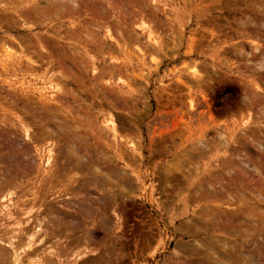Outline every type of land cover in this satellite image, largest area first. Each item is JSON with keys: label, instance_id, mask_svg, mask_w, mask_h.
<instances>
[{"label": "rangeland", "instance_id": "374dc122", "mask_svg": "<svg viewBox=\"0 0 264 264\" xmlns=\"http://www.w3.org/2000/svg\"><path fill=\"white\" fill-rule=\"evenodd\" d=\"M67 1L77 11L68 8ZM108 1L61 0L64 5L54 6L51 0H0V125L20 130L22 122L36 139L40 133L36 145L44 151L39 157L43 161L39 162L32 143L26 149L21 138L12 143L0 140V194L14 189L13 196L0 202V206L12 199L11 208L15 211L12 219L0 216V235L6 237L1 238L7 241L18 236L12 231L25 227V209L34 207L32 190L37 198H54L56 203L61 198L68 200L62 208L57 205L62 210L58 217L41 216L47 217L43 220V236L36 239L37 251L22 253L23 261L17 264L36 263L38 258L41 261L37 264H45V259L46 264H196L197 256L188 257L192 245L202 244L203 249L198 247L201 258L206 253L212 256L210 248L222 254L215 238L235 242L221 230H201L195 239L175 231L180 229V216L185 212L196 219L200 214L220 217L219 212L227 211L219 208L214 198L200 199L196 195L199 185L219 177L227 182L225 173L231 169L232 177L260 187L264 194V0H116L122 3L120 7L115 0ZM37 7L43 12L42 18L36 17L38 12L31 13ZM57 7L64 10L59 11L61 15ZM48 12L50 18H45ZM7 49L12 59L7 57ZM194 71L198 73L195 76ZM50 86L60 90L51 91ZM110 119L118 127L115 132L105 125ZM63 123L69 126L66 131ZM75 125L78 129H74ZM57 126L65 128L63 133ZM74 132L80 133V140L86 136L84 148L76 135L77 141L73 139ZM52 148L59 158L57 165L52 166L54 170L45 163ZM22 152L32 167L27 174L15 168L14 158ZM69 152L76 154L72 155L73 164L60 173L58 164L65 162L64 156ZM194 154L200 157L194 160ZM245 157L250 160L249 165L245 164ZM192 160L197 165H191ZM193 166L199 171H193ZM96 167L98 176L94 174ZM126 174L132 180V188L124 182ZM247 195L243 202L256 212V237L261 234L264 238V199ZM112 206L116 213H112ZM0 211L4 214V207ZM243 221L244 229L251 228L249 220ZM22 235L15 240L20 252L26 251ZM178 240L190 242L184 246L189 250L183 246L186 252L178 250ZM2 249L5 252L0 253V264H6L11 251L0 242V252ZM71 252L76 256L72 257ZM82 253L85 258H80ZM216 256L209 261L219 264L222 258ZM50 259H54L53 263Z\"/></svg>", "mask_w": 264, "mask_h": 264}, {"label": "bare ground", "instance_id": "6f19581e", "mask_svg": "<svg viewBox=\"0 0 264 264\" xmlns=\"http://www.w3.org/2000/svg\"><path fill=\"white\" fill-rule=\"evenodd\" d=\"M12 1H16V0H12ZM28 1V0H27ZM32 0H30V2H31ZM35 1H37V0H34V2ZM46 1V0H45ZM50 1V0H49ZM72 1H74V0H72ZM106 1H108V0H106ZM111 1V0H110ZM110 1H108V2H110ZM123 1V0H122ZM4 2V1H3ZM17 2H19V1H17ZM48 2V1H47ZM51 2L53 3V5L54 6H59V5H64V4H62L61 3V0H51ZM68 2V1H67ZM105 2V1H104ZM115 2H116V0H115ZM120 2V1H119ZM119 2H116L117 4L119 3ZM9 3V2H8ZM24 3V2H23ZM48 3H50V2H48ZM47 3V7H50L49 6V4ZM61 3V4H60ZM64 3V2H63ZM70 2H68V4H69ZM106 3V2H105ZM112 3V2H111ZM20 5H21V3H19ZM26 4H28L27 2H26ZM31 4V3H30ZM41 4V3H40ZM39 4V5H40ZM51 4V3H50ZM71 4V3H70ZM69 4V5H70ZM115 4V3H114ZM116 4V6L117 7H120V5L122 4V3H120V4H118L117 5ZM19 5V6H20ZM37 5V4H36ZM52 5V4H51ZM67 5L68 6V8L70 7V8H72V10L74 11H77L76 9L77 8H75V7H72V5ZM31 5H29V7H30ZM42 6V8H43V5H41ZM40 6V7H41ZM46 6H44L45 8H46ZM66 6V7H67ZM39 7V6H38ZM37 7V9H34L33 10V8H31L32 10H33V12H31V9H30V11L29 12H31L32 13V15L34 14V13H37V14H39V15H37L36 14V17L38 18L39 16H40V18H42V16L40 15L41 13H43L42 11H39L40 9ZM62 8L64 7V6H61ZM114 7V6H113ZM25 8V7H24ZM58 8L59 7H57L56 9H57V11H56V9H55V11L58 13V15H61V12H59V11H64L62 8H60L59 10H58ZM75 8V9H74ZM122 8V7H121ZM27 9L28 8H26V11H27ZM39 9V10H38ZM44 9V8H43ZM50 9V8H49ZM49 9H46L47 11L49 10ZM51 9H52V6H51ZM50 9V10H51ZM53 9H54V7H53ZM18 10V9H17ZM25 10V9H24ZM23 10V11H24ZM29 10V9H28ZM38 10V11H37ZM42 10V9H41ZM49 10V11H50ZM113 10V9H112ZM117 10H120L119 8H117ZM122 10V9H121ZM10 11V10H9ZM22 11V12H23ZM55 11H53L54 13H55ZM125 11V10H124ZM6 12V11H5ZM14 12H15V10H14ZM20 12V11H19ZM41 12V13H40ZM46 12V11H45ZM45 12H44V14H45ZM107 12V11H106ZM117 12V11H116ZM25 13V12H24ZM28 13V12H27ZM54 13H52V14H54ZM57 13L56 14H54V15H56L57 16ZM60 13V14H59ZM93 13V12H92ZM120 13V12H119ZM5 14V13H4ZM15 14V13H14ZM18 14H20V13H18ZM43 14V15H44ZM49 14H50V12H48V14L47 15H45V16H47V17H45V18H50V17H48L49 16ZM97 14V13H96ZM118 14V13H117ZM121 14H123V10H122V12H121ZM120 14V15H121ZM28 15V14H27ZM51 15V14H50ZM66 15V14H65ZM99 15V14H98ZM125 15V14H124ZM100 16H101V14H100ZM18 17V16H17ZM35 17V18H36ZM52 17H55V16H53L52 15ZM114 17V16H113ZM112 17V18H113ZM12 18V17H11ZM44 18V17H43ZM83 18V17H82ZM1 20V19H0ZM12 20V19H11ZM24 20V19H23ZM34 20V19H33ZM46 20V19H45ZM14 21V20H13ZM36 21V20H35ZM84 21H86V20H84ZM15 22H16V20H15ZM144 22V21H143ZM37 23V22H36ZM121 23V22H120ZM38 25V24H37ZM91 25V24H90ZM104 25V24H103ZM143 25V24H142ZM13 26H14V24H13ZM12 26V27H13ZM92 26H93V24H92ZM98 26V25H97ZM15 27V26H14ZM104 27V26H103ZM146 29V28H145ZM105 30V29H104ZM58 31V30H57ZM56 31V32H57ZM69 31V30H68ZM72 31V30H71ZM107 33V32H106ZM151 33V32H150ZM74 34V33H73ZM39 35V34H38ZM148 35V34H147ZM153 35V34H152ZM62 37H63V35H61ZM89 36V35H88ZM92 36V35H91ZM72 37V36H71ZM85 37H87V35L85 36ZM152 37V36H151ZM88 38V37H87ZM112 38V37H111ZM40 39V38H39ZM50 40V39H49ZM150 40V39H149ZM156 40V39H155ZM54 42V41H53ZM154 42H156V41H154ZM16 44V43H15ZM40 44H42V43H40ZM55 44V43H54ZM57 44V43H56ZM14 45V44H13ZM21 45V44H20ZM20 45H18V46H20ZM46 46V45H45ZM54 46V45H53ZM12 47V46H11ZM22 47V46H21ZM20 47V48H21ZM41 47V46H40ZM55 47V46H54ZM125 47V46H124ZM80 49V48H79ZM48 51H50V50H47V53H48ZM72 51V50H71ZM8 54H7V57H9L10 59H12L13 58V55H12V53H10V51L7 49V51H6ZM41 52V51H40ZM46 52V51H45ZM51 52V51H50ZM42 53V52H41ZM74 53V52H73ZM42 54H44V51H43V53ZM76 54V53H75ZM16 56V55H15ZM45 56V55H44ZM49 56V55H48ZM16 58V57H15ZM27 59H29V58H27ZM57 59V58H56ZM32 62V61H31ZM30 62V63H31ZM261 62H263V59H262V61ZM26 63V62H25ZM84 63V62H83ZM21 64V63H20ZM28 64H29V62H28ZM50 64V63H49ZM261 64H263V63H260V65ZM7 66V65H6ZM83 66V65H82ZM85 66V65H84ZM262 66V65H261ZM27 67H30V65L29 66H27ZM66 67V66H65ZM84 68V67H83ZM196 67L194 66V69H195ZM258 68V67H257ZM37 69V68H36ZM34 70V69H33ZM196 70V69H195ZM35 72V71H34ZM197 73V72H196ZM195 71H194V76H195ZM5 74V73H4ZM198 74V73H197ZM43 75V74H42ZM202 76V75H201ZM38 78V77H37ZM4 79V78H3ZM53 81V80H52ZM22 82V81H21ZM46 84V83H45ZM65 87V86H64ZM63 87V88H64ZM69 87V86H68ZM256 87H258V84H257V86ZM46 88V87H45ZM56 88H58V87H56V86H50V89L49 90H51V91H59L60 89H56ZM60 88V87H59ZM61 90H62V88H61ZM14 91V90H13ZM42 91V90H41ZM47 91V90H46ZM25 92V91H24ZM23 92V93H24ZM43 92V91H42ZM10 93H12V92H10ZM19 95H21L20 93H18ZM41 94V93H40ZM39 94V95H40ZM71 94H73V96H76V95H74L75 93L73 92V93H71ZM11 95V94H10ZM30 95H32V94H30ZM41 96V95H40ZM39 96V97H40ZM51 96H53V95H51ZM54 96H56V95H54ZM80 96V95H79ZM21 97H22V95H21ZM26 97V96H25ZM59 97V96H58ZM13 97H11V99H12ZM31 98H32V96H31ZM44 98V97H43ZM42 98V99H43ZM53 98V97H52ZM54 98H57V96L56 97H54ZM77 98V97H76ZM37 100V99H36ZM46 100H48V99H46ZM60 101V100H59ZM40 102V101H39ZM54 102V101H53ZM62 102V101H61ZM48 104V103H47ZM34 105V104H33ZM53 106V105H52ZM68 106H70V105H68ZM48 107V106H47ZM57 107V106H56ZM38 108V107H37ZM4 109V108H3ZM39 109V108H38ZM41 109H42V107H41ZM23 110H25V109H23ZM44 111H45V109H44ZM63 111V110H62ZM47 112V111H46ZM53 112H55V111H53ZM61 112V111H60ZM56 113V112H55ZM48 114V113H47ZM46 113H45V115H47ZM49 115V114H48ZM53 116V115H52ZM78 116V115H77ZM109 116V115H108ZM110 116H111V114H110ZM49 117V116H48ZM60 117V116H59ZM67 117H69V116H67ZM67 117H65V118H67ZM81 117V116H80ZM85 117V116H84ZM83 117V118H84ZM58 118V117H57ZM64 118V119H65ZM110 118V117H109ZM112 118V117H111ZM68 119V118H67ZM114 119H110V120H108L107 122H106V126H107V128H109V129H111L112 131H114L115 132V130L118 128H116L115 126V122L113 121ZM248 120V119H247ZM55 121H56V119H55ZM61 121V120H60ZM15 122V121H14ZM21 122V121H20ZM64 123H65V121H63ZM117 122V121H116ZM248 122V121H247ZM246 122V123H247ZM250 122V121H249ZM63 123V124H64ZM63 124L62 125H60L61 127L63 126ZM66 124V123H65ZM64 124V125H65ZM75 124H76V122H75ZM4 125V124H3ZM2 124L0 125V140L1 139H3V140H5V141H8V142H10V143H12V142H14L15 140H17L18 138H21L22 139V141L24 142V144H25V148L27 149L28 148V146H29V144H31L32 143V146L34 145V147H32V148H35V152H33L35 155H36V157L38 156V158L40 157V155L41 156H43L42 155V153L44 152L43 150H42V148H39L36 144H37V142H39L40 140H39V138L41 137V135H39L40 133H38V139H36L37 138V136H35L34 135V133H31V129L30 128H28L27 126H25L24 124H22V122H21V128H20V130L18 129H13V130H11L10 128H6V127H4ZM67 125V124H66ZM65 125V126H66ZM83 125V124H82ZM81 125V126H82ZM59 126V127H60ZM72 126H74V125H72ZM76 126V125H75ZM81 126H79L80 128H82ZM13 127V126H12ZM58 127V126H57ZM58 127V128H59ZM64 127V126H63ZM17 128V127H16ZM49 128V127H48ZM66 128V129H65ZM65 128H59V130H61L60 132L61 133H63L62 132V130L63 129H65V131L69 128V126H68V128H67V126L65 127ZM75 128H77L78 129V125L76 126V127H74V129ZM47 130H50V128L49 129H46V131ZM82 130H84V129H82ZM81 130V131H82ZM70 131V130H69ZM71 131H72V128H71ZM74 131V130H73ZM110 131V130H109ZM19 132H21V134L19 133ZM33 132H34V130H33ZM48 132V131H47ZM46 132V133H47ZM55 131H53V133H54ZM68 132V131H67ZM78 132H79V130H78ZM83 132V131H82ZM111 132V131H110ZM52 133V134H53ZM64 133H66V132H64ZM71 133V132H70ZM75 133V132H74ZM113 133V132H112ZM55 134H57V133H55ZM67 134V133H66ZM79 134V137H80V133H78ZM78 134L77 133H75L74 134V136H73V139L74 140H76L77 141V137H78ZM49 135H51V134H49ZM48 135V136H49ZM54 135V134H53ZM53 135H52V137H53ZM75 135H76V138H74L75 137ZM115 135V134H114ZM47 136V135H46ZM47 136V138H49V137H51V136H49L48 137ZM117 136V135H116ZM116 136H114V137H116ZM119 136V135H118ZM222 136V135H221ZM55 137V136H54ZM79 137H78V139H79ZM120 137V136H119ZM46 138V137H45ZM81 138H82V140H80L79 142H81L83 145H82V147L84 148V144H85V138H86V136H85V138L83 139V136H81ZM54 140H55V138H53ZM116 139V138H115ZM254 141V140H253ZM79 142L77 143V144H79ZM201 142V141H200ZM203 142V141H202ZM199 143V142H198ZM76 144V145H77ZM129 145H130V143H128ZM127 144V145H128ZM203 144V143H202ZM212 144V143H211ZM260 144V143H259ZM264 144V143H263ZM39 146H40V144H38ZM73 145H75L74 143H73ZM79 145H81V144H79ZM194 145V144H193ZM192 145V146H193ZM20 146V145H19ZM72 146V145H71ZM70 146V147H71ZM87 146H89V145H87ZM198 146V145H197ZM212 146V145H211ZM262 146V145H261ZM66 147V146H65ZM76 148H77V146H75ZM81 146H79L78 148H80ZM86 147V146H85ZM130 147V146H129ZM208 147L209 146H207L206 147V149H208ZM71 148H73V146L71 147ZM76 148H74L75 150H76ZM89 148V147H88ZM91 148V147H90ZM135 147L133 146V148L132 149H134ZM220 148V147H219ZM49 149V148H48ZM203 149V148H202ZM85 150H87V147H86V149ZM29 152H31V150H28ZM48 151V150H47ZM58 151V150H57ZM61 151V150H60ZM68 151V150H67ZM71 151V150H70ZM79 151V149L78 150H76V152H78ZM184 151V150H183ZM204 151L206 152V150H203V155L205 154L204 153ZM97 152V151H96ZM194 152V151H193ZM54 153H56V150H54V148H52V149H50L48 152H47V159H46V162L45 163H47L48 165L50 164L51 165V168H52V166H56L57 165V160H58V162H59V158H57V154L56 155H54ZM101 153V152H100ZM227 153V152H226ZM31 154V153H30ZM33 154V155H34ZM74 153L72 152V153H70L69 152V154H67L66 156H64V158H66V160H65V162H62V163H60V164H58V169H59V171H60V173L62 172V171H65V170H67V166H69V165H71V164H73L72 162L73 161H71L72 160V155H73ZM98 154V153H97ZM198 154H200V156H201V152L199 153L198 152ZM225 154V153H224ZM28 155V154H27ZM74 155H76V154H74ZM73 155V156H74ZM92 155V154H91ZM195 155V154H194ZM207 155V154H206ZM218 155V154H217ZM84 156V155H83ZM102 156V155H101ZM134 156V155H133ZM197 155H195V157L194 158H192V159H197L198 157H200V156H198V157H196ZM205 156V155H204ZM204 156H203V158H204ZM243 156V155H242ZM245 156H247V155H245ZM26 155L25 154H23V152H22V154L20 153L19 155H18V157H15L14 158V163H15V168H17V170L16 171H21L23 174H27V173H30V171L32 172V170H31V168L32 167H30V164H28L29 163V161L27 162L26 161ZM75 157V156H74ZM77 157V156H76ZM228 157V156H227ZM28 158V157H27ZM78 158H80V157H78ZM77 158V159H78ZM102 158V157H101ZM105 158V157H104ZM40 160L41 159H43V157H41V158H39ZM84 159V158H83ZM100 159V158H99ZM108 159V158H107ZM178 159V158H177ZM200 159V158H199ZM245 159H246V163L245 164H247V165H249V163H250V160L248 159V157H245ZM32 160H34L33 158H32ZM79 160H82V159H79ZM194 160H192V163H191V165H195L196 164V162L194 161ZM43 160H41V161H39V162H42ZM62 161V160H61ZM105 161V160H104ZM195 163H194V162ZM79 162V161H78ZM78 162L76 161V163L78 164ZM100 162H101V160H100ZM183 162V161H182ZM230 162H232V161H230ZM34 163V162H33ZM36 163L37 162H35V166H34V168H36ZM56 163V164H55ZM75 162H74V164H76ZM109 163V162H108ZM174 163H176V161L174 162ZM188 163H190V162H188ZM228 163V162H227ZM38 164V163H37ZM47 164H44V165H47ZM173 164V163H172ZM199 164V163H198ZM232 164V163H231ZM41 165V164H40ZM184 165V164H183ZM197 165V164H196ZM212 165V164H211ZM233 165V164H232ZM79 166V165H78ZM168 166V165H167ZM181 166V165H180ZM188 166V165H187ZM190 166V165H189ZM188 166V167H189ZM219 166V165H218ZM38 167V166H37ZM46 167V166H45ZM186 167V166H185ZM198 166H196V168H197ZM210 167V166H209ZM231 167V166H230ZM40 168V167H39ZM54 168V167H53ZM52 168V169H53ZM169 168H171L170 166H169ZM176 168V167H175ZM181 168H183V167H180V169ZM190 168V167H189ZM194 168V166L192 167V169ZM232 168H234V166L232 167ZM51 169V170H52ZM70 169V168H69ZM93 169V168H92ZM95 169V168H94ZM96 169L97 170H94V174H97V176H98V170H99V168H97L96 167ZM103 169V168H102ZM174 169V168H173ZM186 169V168H185ZM254 169L257 171V173L259 172V170H258V168H257V166L255 165L254 166ZM40 170V169H39ZM54 170V169H53ZM55 170H57V169H55ZM168 170V169H167ZM167 170H165V172L167 171ZM170 170V169H169ZM174 170H177V169H174ZM198 170V169H197ZM197 170L194 168L193 169V171H195V172H197ZM207 170V169H206ZM7 171V170H6ZM14 171V170H13ZM58 171V170H57ZM73 171V170H72ZM85 171V170H84ZM83 171V172H84ZM172 171V170H171ZM179 170H177V173H179L178 172ZM192 171V170H191ZM199 171V170H198ZM236 170H234V172H235ZM244 171V170H243ZM45 172V171H44ZM49 172H51V171H49ZM71 172V171H70ZM77 172V171H76ZM82 172V171H81ZM91 172V171H90ZM107 172V171H106ZM106 172H105V174H106ZM170 172V171H169ZM169 172H167L168 174H169ZM184 172H186L185 170H184ZM224 172H225V170H224ZM230 172L232 173L233 171H231V169H230ZM229 172V170H228V172H227V170H226V175L228 176V181L227 182H223V177H219V178H217L214 182H206V185H199V189L197 190V193H196V195H198L199 197H202V198H200V199H206V200H208V199H210V198H214L215 199V201L216 202H218L219 204H218V207L219 208H221V207H225L226 209H227V211L226 210H223L222 212H219V213H221V216L220 217H215V216H210V215H208V217L206 216V215H202V214H200V216H199V218H196V219H193V217L191 218V216H190V214H189V212H185V213H183L181 216H180V219H181V221H180V225L179 226H181L180 227V229L179 230H176L175 229V231H177V233H179V235H181V236H184V237H188V238H197L198 236H199V234H200V232H201V230H210V229H213L214 231H217V230H221L222 231V234L223 235H225L226 237H228L230 240H234L235 242L233 243H230V242H228V241H225V240H227V239H225V240H219L218 241V239H216L215 238V241L217 242V244L220 246V249H221V252H222V254H216V253H214L213 251L214 250H212L211 248H210V250H211V253H213V254H211L212 256L214 255H217L216 257H218L219 259L220 258H222V260H221V262L219 261V264H264V263H262L261 261L262 260H264V238H263V236H258V238L256 237L257 236V227H258V225H257V222H256V220H255V215H256V212H255V210L253 209V207H246L245 205H244V202H243V199H244V197H245V195H247L248 193H251L252 195H254L255 197H257L259 200H261V199H264V194H263V192H262V189L260 188V187H255V186H252V185H249V184H246L245 182H244V180H242L241 178H234V176L232 177V175L233 174H231ZM4 173V172H3ZM37 173V172H36ZM39 173V172H38ZM53 173H55V172H53ZM108 173H110V172H108ZM170 173H172V172H170ZM46 174V173H45ZM56 174H57V172H56ZM64 174V173H63ZM73 174V173H72ZM104 174V173H103ZM103 174H102V176H103ZM111 174V173H110ZM166 174V173H165ZM172 174H174V172L172 173ZM175 174H176V172H175ZM174 174V175H175ZM185 174V173H184ZM195 174H197V173H195ZM219 174V173H218ZM223 174V173H222ZM236 174V173H235ZM238 174V173H237ZM243 174V173H242ZM49 175V174H48ZM101 175V174H100ZM112 175V174H111ZM174 175H172L171 177H173ZM199 175V174H198ZM221 175V174H220ZM31 176V175H30ZM45 176V175H44ZM54 176H55V174H54ZM104 176H107V175H104ZM177 176V175H176ZM190 176V175H189ZM194 176V175H193ZM243 177H245V175H242ZM241 176V177H242ZM260 176V175H259ZM62 177V176H61ZM70 177H73L72 175H70ZM93 177H95V180H97V178H96V176L94 175ZM187 177V176H186ZM248 177V176H247ZM24 178V177H23ZM26 178V177H25ZM63 178H65V177H63ZM68 178V180L70 179V181L72 180L71 178H69V177H67ZM67 178L65 179V180H67ZM109 178V177H108ZM107 178V179H108ZM116 178V177H115ZM177 178H178V176H177ZM176 177H174V179H177ZM188 178V177H187ZM191 178V177H190ZM27 179V178H26ZM84 179V178H83ZM106 179V178H105ZM110 179V178H109ZM123 179L125 180L124 182L125 183H127L129 186H130V188H132V180L131 179H129V176L126 174V175H124L123 176ZM246 179V178H245ZM251 179H252V176H251ZM3 180V179H2ZM75 180V179H74ZM77 180V179H76ZM94 180V181H95ZM117 180V179H116ZM122 180V179H121ZM183 180V179H182ZM190 180V179H189ZM211 180V179H210ZM247 180H249V179H247ZM246 180V181H247ZM264 180V179H263ZM17 180H15V182H16ZM21 181V180H20ZM20 181H19V183H20ZM70 181H68V182H70ZM114 181V180H113ZM118 181V180H117ZM204 181V180H203ZM212 181V180H211ZM5 182V181H4ZM67 182V181H66ZM65 182V183H66ZM67 182V183H68ZM75 182V181H74ZM112 182V181H111ZM192 182H194L193 180H192ZM198 182V181H197ZM19 183H17V184H19ZM76 183V182H75ZM95 183V182H94ZM115 183V182H114ZM202 183V182H201ZM107 184H109V183H107ZM170 184V183H169ZM187 184V183H186ZM264 184V183H263ZM20 185V184H19ZM58 185V184H57ZM57 185H56V188H57ZM74 185V184H73ZM73 185H71V186H73ZM122 185V184H121ZM127 185V186H128ZM190 185V184H189ZM258 185V184H257ZM9 186V185H8ZM7 186V187H8ZM16 186V185H15ZM109 186V185H108ZM128 186V187H129ZM190 186H192V185H190ZM197 186V188H198V184L196 185ZM264 186V185H263ZM262 186V187H263ZM3 187V186H2ZM11 186H9V188H10ZM50 187V186H49ZM110 187V186H109ZM180 187V186H179ZM4 188V187H3ZM15 188V187H14ZM55 188V189H56ZM75 188V187H74ZM103 188V187H102ZM119 188V187H118ZM124 188H126V187H124ZM181 188V187H180ZM192 188V187H191ZM196 188V189H197ZM107 189V188H106ZM127 189V188H126ZM183 189V188H182ZM14 190V189H13ZM13 190H10L11 192L13 191ZM68 190V189H67ZM66 190V191H67ZM78 190V189H77ZM86 190V189H85ZM176 190V189H175ZM1 191H3V190H1ZM5 191H7L8 192V190H5ZM70 191V190H69ZM79 191V190H78ZM100 191L102 192V190L100 189ZM108 191V190H107ZM106 190H104V192H107ZM135 191H136V189H135ZM11 192H8V193H5V194H0V195H2L1 197H0V202H5L6 201V199H9V197L10 196H13V193H11ZM64 192H65V190H64ZM75 192V191H74ZM123 192H126V191H123ZM175 192V191H174ZM196 192V191H195ZM29 193V192H28ZM62 193V192H61ZM30 194H31V189H30ZM50 194H52V193H49V195ZM65 194V193H64ZM81 194V193H80ZM103 194V193H102ZM152 194V193H151ZM180 194V193H179ZM34 198H35V200H34V202H33V204H34V207H32V208H29V209H25V210H27V212H24L25 214H27L26 215V217H27V221H25V223H24V225H25V227H20V229L19 230H14V231H12V232H16V234L18 233V236H20V235H24L25 236V238H24V241H26V244L23 246L24 247V249L26 250V251H22L21 250V252L19 251V249L20 248H18L17 247V245L16 244H18L17 242L15 243V240H17V237L18 236H15V235H13L14 237L13 238H11V239H9V238H7L8 240L7 241H4V240H6V239H4V238H6L3 234V237L4 238H1V236L2 235H0V238L2 239V240H0V242H1V245H3L4 247H7V248H9L10 249V251H11V253H10V251H9V249L7 250L11 255H10V258H9V256L7 257V258H9L8 260H9V262H7L6 264H17V263H19L20 261H23L22 259H21V256H23L22 255V253L24 254V255H27V254H29V253H33L37 248H36V239L37 238H40V237H42L43 236V220H45L46 219V217H45V215L42 217L43 219H41V216L43 215V214H50L49 216L52 218V214L53 215H55V216H57V214H61L62 213V210H61V208L62 207H64L65 205H66V202L68 201H66V199H64V198H61L60 200H59V202H55V200L56 199H50V197H47V198H45V196H42L41 198H37L38 196H37V194H36V192H34L33 190H32V194H31ZM39 195V194H38ZM56 195H57V193H56ZM55 195V196H56ZM84 195V194H83ZM89 195L91 196L92 194H90L89 193ZM113 195V194H112ZM111 195V196H112ZM131 195V194H130ZM9 196V197H8ZM22 196H23V194H22ZM69 196H71V194L70 195H68V197L67 196H65L66 198H69ZM73 196H74V194H73ZM77 196V195H76ZM194 198H197V197H195V193H194ZM248 196V195H247ZM24 197H25V195H24ZM59 198L61 197V196H58ZM64 197V196H63ZM78 197H80V195L78 196ZM83 197H85V196H83ZM92 197V196H91ZM129 197H131V196H129ZM190 197V196H189ZM26 198V197H25ZM71 198V197H70ZM82 198V197H81ZM85 198H87V197H85ZM113 198H115V197H113ZM174 198V197H173ZM18 199H20V198H18ZM38 199H39V201H38ZM72 199V198H71ZM70 199V200H71ZM116 199V198H115ZM122 199H124V198H122ZM191 199H192V197H191ZM84 200V199H83ZM112 200V199H111ZM153 200V199H152ZM170 200V199H169ZM196 200V199H195ZM250 200V199H249ZM22 201H24V200H22ZM36 201H38V202H36ZM128 201V200H127ZM11 202H12V204H11ZM29 202H31V201H29ZM38 203V204H37ZM102 203V202H101ZM188 203V202H187ZM14 204V201L12 200V199H10V200H7V203H4V204H2L1 206L2 207H4V210H5V213L3 214V212L2 211H0V216H2V217H6V218H11L12 219V217H15L14 216V213H15V211H14V213H13V211H12V208H11V206ZM166 204V203H165ZM169 204V203H168ZM29 205H31V204H29ZM57 205H61L60 207L61 208H59V207H57ZM101 205V204H100ZM210 205V204H209ZM0 206V207H1ZM36 206H38L37 207V210L36 211H34V209H35V207ZM69 206V205H68ZM74 206V205H73ZM102 206V205H101ZM114 206H117V205H114ZM114 206H112V211H114V212H112L111 210V212L112 213H116V210L115 209H113V207ZM29 207V206H28ZM67 207V206H66ZM66 207H65V209H66ZM103 207V206H102ZM185 207V206H184ZM208 207V206H207ZM211 207V206H210ZM260 207V206H259ZM52 208V209H51ZM119 208V207H118ZM205 208V207H204ZM99 209V208H98ZM97 209V210H98ZM111 209V208H110ZM216 209V208H215ZM262 209H264V208H262ZM18 210V209H17ZM29 210V211H28ZM51 210H53V211H51ZM67 210H68V207H67ZM188 210V209H187ZM219 210V209H218ZM23 211V210H22ZM72 211V210H71ZM75 211H77V210H75ZM101 211V210H100ZM17 212V211H16ZM20 212V211H19ZM18 212V213H19ZM99 212V211H98ZM182 212H184V211H182ZM214 212H215V210H214ZM17 213V214H18ZM55 213V214H54ZM76 213V212H75ZM40 214V215H39ZM16 215V214H15ZM78 215V214H77ZM116 216V215H115ZM2 217H0L2 220H3V218ZM19 217H20V215H19ZM45 217V218H44ZM58 217V216H57ZM56 217V218H57ZM60 217V216H59ZM21 218V217H20ZM119 218V217H118ZM195 218V217H194ZM94 219V218H93ZM111 219V218H110ZM243 219H247V220H249L251 223L249 224V226L251 227V228H249V229H247V228H243V225H244V221H243ZM6 220V219H5ZM17 220V219H16ZM15 220V221H16ZM88 220V219H87ZM184 220H186V221H184ZM18 221V220H17ZM20 221V220H19ZM49 221V220H48ZM184 221V222H183ZM18 223V222H17ZM20 223H21V226H22V222L20 221ZM20 223L18 224L19 226H20ZM46 223H47V221H46ZM91 223V222H90ZM182 223V224H181ZM50 224V223H49ZM48 224V225H49ZM84 224V223H83ZM264 224V223H263ZM17 225V226H18ZM51 225V224H50ZM90 225V224H89ZM246 225V224H245ZM18 226V227H19ZM59 226V225H58ZM88 226V225H87ZM2 227V226H1ZM53 227V226H52ZM51 227V228H52ZM65 227V226H64ZM113 228H115V227H113ZM118 228V227H117ZM58 229V228H57ZM88 229H90V228H88ZM6 230V229H5ZM54 230V229H53ZM10 231V230H9ZM88 231V230H87ZM212 231V230H211ZM11 232V231H10ZM116 232V231H115ZM152 232V231H151ZM1 233H3V232H1ZM53 233V232H52ZM260 233V232H259ZM264 233V232H263ZM262 233V234H263ZM9 234H12V233H9ZM54 234V233H53ZM80 234V233H79ZM241 234H243V237H240L241 236ZM22 235V236H23ZM87 235V234H86ZM209 236V235H208ZM47 237V236H46ZM56 237V236H55ZM212 237H214V236H212ZM22 238V239H23ZM44 238V237H43ZM42 238V239H43ZM50 238V237H49ZM75 238V237H74ZM210 238H211V236H210ZM222 238V237H221ZM4 239V240H3ZM21 239V238H20ZM60 239V238H59ZM81 239H82V237H81ZM81 239H79V240H81ZM202 239V238H201ZM213 239V238H212ZM240 239V241L238 242V240ZM58 240V239H57ZM76 240V239H75ZM85 240H87V239H85ZM22 241V240H21ZM39 241V240H38ZM40 241H41V239H40ZM53 241H56V240H53ZM84 241V240H83ZM179 241V240H178ZM194 241V240H193ZM23 242V241H22ZM177 242V241H176ZM184 241L182 240V242L181 241H179V243H177L175 246L176 247H179L178 248V250H180V248L181 249H186L187 250V248L188 247H184V246H187L189 243H187V244H185V243H183ZM38 243H40V242H38ZM44 243V242H43ZM49 243H52V241L51 242H49ZM85 243H89V242H86L85 241ZM200 242H198V244H199ZM42 244V243H41ZM54 244V243H53ZM230 244V245H229ZM234 244V245H233ZM64 245V244H63ZM91 245V244H90ZM192 245V244H191ZM201 245V246H200ZM205 245V244H204ZM207 245V244H206ZM44 246V245H43ZM62 246V245H61ZM184 248H183V247ZM213 246V245H212ZM246 246H249L250 247V249H247V250H245V247ZM55 247V246H54ZM58 247V246H57ZM79 247V246H78ZM82 247V246H81ZM84 247V246H83ZM87 247V245L85 246V248ZM91 246H89V248H90ZM198 247H200V248H202L203 246H202V244H199V246ZM198 247H193V245H192V247H189L190 248V252H189V254H188V257H193V256H197V258H196V261H198V263L197 262H195V260L192 258V260H194V263H196V264H213L211 261H209L210 259H211V257L206 253L205 254V256H202L201 258H198V256H200L199 254H200V249L198 248ZM206 247V246H205ZM207 247H211V245H209L208 244V246ZM214 247V246H213ZM2 248V247H1ZM36 248V249H35ZM189 248H188V250H189ZM4 249V248H3ZM3 249H2V251L0 252V253H2V252H5V250L3 251ZM21 249H22V246H21ZM23 249V250H24ZM52 249H54V248H52ZM81 249V248H80ZM83 249V248H82ZM185 249H184V251H185ZM203 249V248H202ZM204 249H206V248H204ZM51 249L49 248V251H50ZM71 250V249H70ZM207 250H208V248H207ZM206 250V251H207ZM37 251V250H36ZM36 251H35V253H36ZM39 251V250H38ZM51 251H53V250H51ZM76 251V250H75ZM75 251H73V252H75ZM90 251V250H89ZM181 251V250H180ZM183 251V250H182ZM181 251V252H182ZM205 251V250H204ZM245 251H247L246 253H245ZM67 252H68V250H67ZM73 252H71V253H73ZM79 252V251H78ZM85 252V251H84ZM186 252V251H185ZM209 252V251H208ZM215 252H219L218 250L216 251L215 250ZM35 253H34V256H36L35 255ZM86 253V252H85ZM60 254V253H59ZM76 254V253H75ZM74 253L72 254V257H73V255H75ZM77 254H79V253H77ZM83 254V253H82ZM2 255H6L5 253L4 254H2ZM43 255V254H42ZM49 256H50V254H48ZM52 255V254H51ZM191 255V256H190ZM204 255V254H203ZM207 255L209 256V259H208V257H207ZM29 256V255H28ZM44 256V255H43ZM61 256H63V255H61ZM60 256V257H61ZM68 256V255H67ZM76 256V255H75ZM81 257L80 258H85L84 257V254H83V256L82 255H80ZM85 256H87V253L85 254ZM118 256V255H117ZM187 256V255H186ZM2 257H5V256H2ZM46 257V256H45ZM55 257H56V255H55ZM58 257V256H57ZM66 257V256H65ZM71 257V258H72ZM78 257V256H77ZM77 257H75V258H77ZM109 257V256H108ZM6 258V259H7ZM26 258V257H25ZM36 258V257H35ZM68 258V257H67ZM80 258H78V259H80ZM96 258V257H95ZM2 259V258H1ZM24 259V258H23ZM57 259H60V261H58ZM56 260L60 263V262H62L61 261V258H57ZM78 259H76V260H78ZM103 259V258H102ZM182 259V258H181ZM213 259V258H212ZM28 261H29V259H27ZM26 260V261H27ZM30 260H33V259H30ZM37 260V259H36ZM51 260V259H50ZM50 260H48V261H50ZM70 260H73V259H70ZM82 260V259H81ZM109 260V259H108ZM192 260H191V262H192ZM25 261V260H24ZM25 261V262H26ZM41 260H39V258H38V260L37 261H35L36 263H34V264H37V263H39ZM46 259H45V264H46ZM52 261H54V259L53 260H51V262ZM4 262V261H3ZM3 262H2V264H3ZM56 262V261H55ZM53 263V264H56V263ZM190 262V261H189ZM190 262V263H191ZM21 263V262H20ZM32 262H31V264H33ZM74 263H76V262H74ZM41 264V263H40ZM43 264V263H42ZM58 264V263H57ZM72 264V263H71ZM78 264V263H77ZM109 264V263H108ZM115 264H116V262H115ZM118 264V263H117ZM192 264V263H191ZM216 264H218L217 262H216Z\"/></svg>", "mask_w": 264, "mask_h": 264}]
</instances>
